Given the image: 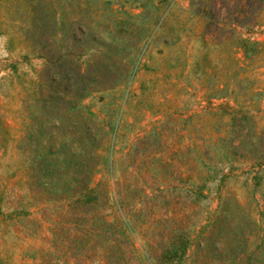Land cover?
<instances>
[{
	"label": "rangeland",
	"instance_id": "rangeland-1",
	"mask_svg": "<svg viewBox=\"0 0 264 264\" xmlns=\"http://www.w3.org/2000/svg\"><path fill=\"white\" fill-rule=\"evenodd\" d=\"M227 4L0 0V264H264V0Z\"/></svg>",
	"mask_w": 264,
	"mask_h": 264
},
{
	"label": "trees",
	"instance_id": "trees-1",
	"mask_svg": "<svg viewBox=\"0 0 264 264\" xmlns=\"http://www.w3.org/2000/svg\"><path fill=\"white\" fill-rule=\"evenodd\" d=\"M230 4L225 7V14L222 18H228L231 21L246 23L251 18V13L260 8L261 0H228ZM210 20H213V10L208 7L205 10Z\"/></svg>",
	"mask_w": 264,
	"mask_h": 264
}]
</instances>
